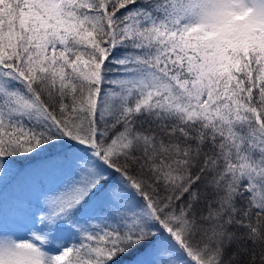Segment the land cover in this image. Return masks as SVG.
Here are the masks:
<instances>
[{"label": "snow or ice", "instance_id": "1", "mask_svg": "<svg viewBox=\"0 0 264 264\" xmlns=\"http://www.w3.org/2000/svg\"><path fill=\"white\" fill-rule=\"evenodd\" d=\"M37 174L0 264H264V0H0V188Z\"/></svg>", "mask_w": 264, "mask_h": 264}, {"label": "rangeland", "instance_id": "2", "mask_svg": "<svg viewBox=\"0 0 264 264\" xmlns=\"http://www.w3.org/2000/svg\"><path fill=\"white\" fill-rule=\"evenodd\" d=\"M50 186V180L37 174L0 190V220L7 219L10 228L24 235L21 219L14 213L20 207L28 210L29 205H32L34 208L40 192Z\"/></svg>", "mask_w": 264, "mask_h": 264}, {"label": "trees", "instance_id": "3", "mask_svg": "<svg viewBox=\"0 0 264 264\" xmlns=\"http://www.w3.org/2000/svg\"><path fill=\"white\" fill-rule=\"evenodd\" d=\"M3 188H0V190H2ZM131 259V257H124L123 261L126 262L127 260Z\"/></svg>", "mask_w": 264, "mask_h": 264}]
</instances>
